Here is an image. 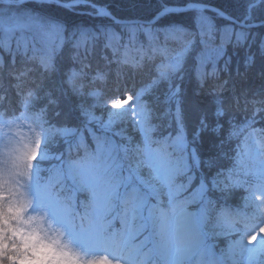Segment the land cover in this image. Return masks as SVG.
I'll return each instance as SVG.
<instances>
[{"label": "snow or ice", "instance_id": "1", "mask_svg": "<svg viewBox=\"0 0 264 264\" xmlns=\"http://www.w3.org/2000/svg\"><path fill=\"white\" fill-rule=\"evenodd\" d=\"M6 3L15 14L0 18V34L19 33L22 40L28 31L63 35L66 25L58 17L47 15L46 8L73 11L83 3L94 9L92 15L98 19L112 23L117 19L107 6L90 0ZM24 3L36 7L24 9ZM262 5L264 0H245L242 16L232 17L205 0L162 3L146 22L129 28L130 41L143 36L149 44L131 67L154 72L137 93L110 97V104H105L107 111L98 116L95 108L103 101L104 92L102 88L93 91L88 85L106 86L107 74L97 70L89 80L82 70L69 69L66 73L65 84L73 95L93 98L78 105L81 128L51 125L47 114L59 101L51 91L42 96L39 87L21 91L19 107L12 111L0 104V264H215L205 261L203 253L211 247L208 239L225 234L239 236L233 243L241 246L247 239L255 254L249 259L264 264V159L248 167L237 157L236 164L226 170L224 182L217 179L224 175L219 168L214 176L201 178L198 173L216 167L219 160L218 156L201 158L197 145L203 134L211 131L222 147L239 130L231 119L229 127H224L221 119L226 111L217 107L213 112L215 123L210 125L207 116H202L189 138L183 89L177 83L183 80L191 61L198 86L202 87L209 75L203 71L208 61L204 50L218 36L221 51L226 42L246 44L251 36L248 30L256 26L252 13ZM180 15H187L189 23L170 19ZM217 19L227 23L218 28ZM102 27L106 40L119 38L114 30L109 36L111 25ZM77 30L85 39L83 43L74 41L73 47L86 49L90 33L84 28ZM58 46L62 49L63 42ZM24 48L26 54V42ZM119 62L128 63L126 59ZM42 68L45 73L57 71L54 54L47 57ZM162 85L166 91L163 103L174 106V112L166 108L165 114L172 117L176 131L155 137L159 126L151 123L153 109L143 96ZM41 99L44 104H38ZM130 117L138 137L126 134L124 129L116 130V125L125 124ZM28 119L30 135L25 138L14 134L17 121ZM252 124L246 121L247 128ZM53 144L58 151L50 154ZM61 144H67V149ZM73 147L75 157L71 154ZM46 161L49 168L43 167ZM45 172L47 176L43 177ZM237 190L247 193L243 213L219 205ZM188 205H197V210L189 212ZM213 213L214 228L219 232L207 230Z\"/></svg>", "mask_w": 264, "mask_h": 264}, {"label": "trees", "instance_id": "2", "mask_svg": "<svg viewBox=\"0 0 264 264\" xmlns=\"http://www.w3.org/2000/svg\"><path fill=\"white\" fill-rule=\"evenodd\" d=\"M2 2V0H0ZM91 3L107 6L112 15L119 20H137L146 22L161 7L162 3L179 4L182 0H90ZM245 0H205V3L215 8H219L232 17H241L243 13V3ZM24 9L36 7L33 3H24ZM45 13L49 16L58 17L66 25V31L61 37L55 35H42L37 32L28 31L23 33V40L20 34L15 36L0 34V104L8 111L19 107V93L27 92L39 87L41 95L51 91L53 97L59 101L58 105L49 108L47 119L55 128L67 125L69 127L81 128L83 121L80 118L78 105L84 102H91L92 97H81L73 95L65 84L66 73L69 69H75L87 73L90 80L92 75L100 70L107 74V85L102 83L88 86L93 91L104 92L103 101L95 108L98 116L103 115L107 109L105 104H110V97L119 94L137 93L143 85L149 83L154 72L146 68L137 71L131 67L149 48L148 42L143 36L139 39L129 40V28L141 24L121 25L112 23L107 19H98L89 12L94 9L90 6H78L73 11L63 8H46ZM14 15L15 9L9 5L0 3V18L4 14ZM212 15V14H209ZM254 23L264 21V5L255 9L252 13ZM173 21L184 24L189 23L187 15H180L170 18ZM227 21L217 19L216 27H222ZM111 25L109 36L112 31L119 33V38L106 40L102 26ZM87 29L90 35L87 37V48L81 46L79 49L73 47V42L83 43L85 37L77 30ZM251 36L246 44L235 46L234 43H225L224 50L218 47L221 44L219 36L204 50L208 58L203 71L209 75L203 86H198L196 73L190 61L181 84L182 102L185 123L188 127L189 138L192 130L197 126L202 116H207L209 124L215 123L213 112L217 107H223L226 115L221 119V123L228 128V120L237 127L238 134L230 141L220 146V140L213 135L211 131L203 134L202 141L197 145L202 159L208 157H219L217 166L211 169L203 168L198 175L214 176L219 169L224 172L233 166L235 155L242 146L247 137L254 139H263L264 143V54H262V41H264V26L252 27L249 29ZM93 37H96L93 39ZM27 44L25 54L24 43ZM63 42L61 49L58 45ZM110 43V47L105 44ZM199 48V45L197 46ZM115 49V51H114ZM55 55V73L43 71L39 59H47L49 55ZM33 57H36L34 59ZM252 58L251 60L249 58ZM127 60L128 63L119 61ZM215 70V75H212ZM166 95L165 86L156 89L151 95L143 96V100L150 102L153 109L151 123L158 125L155 137H163L175 134L176 125L170 115H166V108L174 112L173 105L163 103ZM157 97L160 99L157 100ZM41 99L38 104H44ZM59 112V116L55 113ZM106 119V116H105ZM253 121L252 127H246V121ZM24 121V120H22ZM28 125L31 120H25ZM32 127H35L33 124ZM93 128L96 126L93 125ZM124 129L126 134L138 137L133 130L131 117L123 125H116V130ZM29 130V128H28ZM28 136L30 132L28 131ZM55 134V130H54ZM85 135L87 133L85 132ZM111 135V133H108ZM71 138V137H70ZM119 139V137H116ZM91 138L89 137V142ZM60 147L67 149V144H61ZM58 151L55 144L50 147V154ZM72 156H76V149L73 147ZM56 161H52L55 165ZM44 168L50 165L46 161ZM43 177L47 173H42ZM224 176V175H222ZM70 186L71 181H68ZM240 196L239 200L235 197ZM247 193L243 190H237L232 196L234 199L219 201V205L227 207L232 212L245 211V202L243 197ZM258 203V202H257ZM197 205H188V211L197 210ZM82 210V209H81ZM213 220L207 226L208 231H217L214 228L215 213ZM118 226V225H117ZM238 237L237 235H216L208 239L210 249L203 253V259L207 262L221 264L218 259V252L224 249L229 240ZM136 243V241H133ZM236 264H256V258L250 260L244 257Z\"/></svg>", "mask_w": 264, "mask_h": 264}, {"label": "rangeland", "instance_id": "3", "mask_svg": "<svg viewBox=\"0 0 264 264\" xmlns=\"http://www.w3.org/2000/svg\"><path fill=\"white\" fill-rule=\"evenodd\" d=\"M0 3L9 5L8 3H6V0H2V2ZM89 13L92 14L93 12H89ZM41 60L39 59L40 63H41ZM45 61L46 59L43 60L42 63H44ZM26 123L27 122L25 120L17 121V124L19 126L13 127L12 129L13 133L14 134L19 133L21 136L27 138L29 134L28 133L29 130H28ZM263 155H264L263 139H257V140L251 141L249 138H246L242 146L238 149L236 158L240 157L246 166L252 167V166H257L259 164V161L264 159ZM236 158L234 161V165L236 164ZM227 175L228 174H226V177H221V176L217 177V179L220 180L221 182H224V180L227 178ZM235 197L239 200L240 196L236 195ZM231 199H234V198L231 197L230 200ZM238 240H239V237L230 239L229 243L227 244V247H225L224 249L218 252L221 258V262L223 264H236L240 261V259L244 257L249 258L250 254L255 256V254L252 251L253 245L248 244L247 239L244 240L242 246L240 244L233 243V241H238ZM88 258L91 259L94 257H88Z\"/></svg>", "mask_w": 264, "mask_h": 264}, {"label": "water", "instance_id": "4", "mask_svg": "<svg viewBox=\"0 0 264 264\" xmlns=\"http://www.w3.org/2000/svg\"><path fill=\"white\" fill-rule=\"evenodd\" d=\"M92 4H93V3H92ZM116 22H119V23H122V24L141 23V22H138V21H120V20H118V19H116ZM258 25H264V22L259 23V24H257L256 26H258Z\"/></svg>", "mask_w": 264, "mask_h": 264}]
</instances>
